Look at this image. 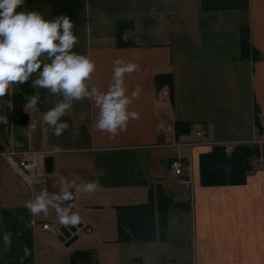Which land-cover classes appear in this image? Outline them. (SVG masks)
I'll use <instances>...</instances> for the list:
<instances>
[{"label":"crops","instance_id":"0c3cea01","mask_svg":"<svg viewBox=\"0 0 264 264\" xmlns=\"http://www.w3.org/2000/svg\"><path fill=\"white\" fill-rule=\"evenodd\" d=\"M21 10L73 21V51L94 61L90 85L101 91L111 81L113 60L135 63L137 70L125 74V85L129 92L141 88L128 106L139 119H130L116 135L102 132L95 127L98 109L85 98L73 101L61 117L68 128L55 136L41 117L63 97L35 87L39 102L32 109L20 104L13 84L12 95L3 97L10 104L0 109L8 119L0 123V234H12L11 244L0 241V264H69V253L78 249L90 255L81 264H100L92 247L120 243L117 206L146 202L156 183L174 199L188 201V210H181L189 216L190 264H264V0L214 10L203 9L201 0H25ZM119 20L131 21L118 32L132 45H117ZM241 26L249 31L245 58ZM161 73L171 74V86L155 83ZM29 114L37 118L34 128L28 125ZM177 121L188 123L189 130L177 133ZM225 142L256 143L259 156L243 183L201 185L199 154ZM22 149L52 157V170L37 177V184L29 186L1 154ZM173 158L186 163L183 177L171 172ZM73 180L77 186L96 180L99 187L81 191L71 202L82 226L78 238L64 247L56 237L55 210L33 216L25 202L41 190L60 192ZM168 238L167 218L165 240L127 243L142 249L138 263L146 264L152 258L146 246Z\"/></svg>","mask_w":264,"mask_h":264},{"label":"clouds","instance_id":"9594fccd","mask_svg":"<svg viewBox=\"0 0 264 264\" xmlns=\"http://www.w3.org/2000/svg\"><path fill=\"white\" fill-rule=\"evenodd\" d=\"M24 3L25 0H0V109L10 104L3 97L12 95L13 84H24L31 78L33 87L46 88L48 93L63 97L41 117L55 136L68 128L61 117L70 110L73 101L85 98L94 101L98 109L95 127L102 132L116 135L127 129L130 119H139V113L128 106L139 96L141 88L137 86L129 92L125 85V74L136 71L137 65L115 59L107 90L91 86L96 65L89 56L73 51L77 41L73 21L67 15L45 19L36 11H17ZM38 102L39 93L26 98V106L32 109L37 108ZM0 123H8V119L0 115ZM23 178L29 186L39 183L35 176ZM98 187L96 180L78 186L75 180L65 182L60 192L41 190L25 202V207L33 216L47 215L50 208L54 209L60 225L76 227L82 218L72 211L71 202L81 191L92 193ZM0 241L11 244L12 234H0ZM24 253L28 255L27 248Z\"/></svg>","mask_w":264,"mask_h":264},{"label":"trees","instance_id":"16d2710c","mask_svg":"<svg viewBox=\"0 0 264 264\" xmlns=\"http://www.w3.org/2000/svg\"><path fill=\"white\" fill-rule=\"evenodd\" d=\"M205 10L246 8L248 0H201ZM131 25V21H117L116 43L119 46L132 45L130 39L122 40L120 31ZM241 57L249 55V31L247 26L240 28ZM253 58L256 53L253 52ZM35 75V74H34ZM34 78V77H33ZM155 83L172 85V77L169 73H161L155 76ZM20 104H26V98L34 95L35 87L31 84V78L24 84L17 85ZM177 133L188 131L189 124L175 122ZM223 144H213L208 151L198 156L199 183L203 186L241 184L245 176L252 168V162L259 156V146L256 143H234L232 150L224 152ZM178 208L188 210V201L174 199L167 189L160 183H156L148 189V199L144 203L119 205L116 209V230L119 242L138 241H163L166 238L168 210Z\"/></svg>","mask_w":264,"mask_h":264},{"label":"rangeland","instance_id":"374dc122","mask_svg":"<svg viewBox=\"0 0 264 264\" xmlns=\"http://www.w3.org/2000/svg\"><path fill=\"white\" fill-rule=\"evenodd\" d=\"M167 218L169 222L168 241L164 244L156 243L146 246L145 251L152 258H147L145 263L190 264L189 216L181 209L171 208L168 210ZM135 247L136 245L132 246L127 242H114L94 246L91 253L96 260H99L100 264H139L138 255L140 253L138 252H141L142 249L138 247L136 251Z\"/></svg>","mask_w":264,"mask_h":264},{"label":"built area","instance_id":"2783aa9c","mask_svg":"<svg viewBox=\"0 0 264 264\" xmlns=\"http://www.w3.org/2000/svg\"><path fill=\"white\" fill-rule=\"evenodd\" d=\"M28 125L30 128L36 126L37 118L33 114H29L27 117ZM201 136L202 133L198 131L196 133ZM224 152L228 153L232 150V143L225 142ZM3 157L9 161L13 170L24 180V176L40 177L45 173V151L35 149H22L19 151H3L1 153ZM169 168L171 172L179 177H183L186 173V163L181 158H173L169 162ZM45 229H51L48 223L42 225Z\"/></svg>","mask_w":264,"mask_h":264},{"label":"water","instance_id":"95a60500","mask_svg":"<svg viewBox=\"0 0 264 264\" xmlns=\"http://www.w3.org/2000/svg\"><path fill=\"white\" fill-rule=\"evenodd\" d=\"M52 170V157H45V171L49 172ZM82 226V222L76 227L65 228L63 225H58L56 227L57 234L56 237L60 242H62L64 247H69L77 238V229ZM90 255L87 250L78 249L74 250L68 255L69 264H81L89 259Z\"/></svg>","mask_w":264,"mask_h":264}]
</instances>
